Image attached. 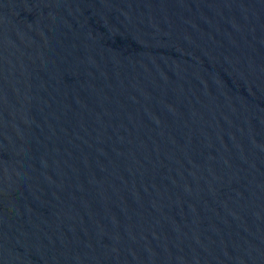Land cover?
<instances>
[{
  "label": "water",
  "instance_id": "water-1",
  "mask_svg": "<svg viewBox=\"0 0 264 264\" xmlns=\"http://www.w3.org/2000/svg\"><path fill=\"white\" fill-rule=\"evenodd\" d=\"M0 264H264V0H0Z\"/></svg>",
  "mask_w": 264,
  "mask_h": 264
}]
</instances>
